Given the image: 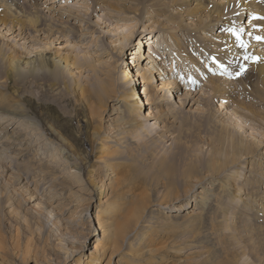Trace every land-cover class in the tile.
Segmentation results:
<instances>
[{
  "label": "rangeland",
  "instance_id": "rangeland-1",
  "mask_svg": "<svg viewBox=\"0 0 264 264\" xmlns=\"http://www.w3.org/2000/svg\"><path fill=\"white\" fill-rule=\"evenodd\" d=\"M156 1L6 0V5L0 7V264H87L92 257L98 258L96 264H202L209 251L220 248L229 253L236 251L245 264H261L264 200L257 201L258 197L248 192L258 186L264 195V181L259 183L256 174L264 165V158L257 160L264 150V68L252 67L254 60L247 63L226 48L225 23L231 20L234 25L242 19L247 24L249 15L263 20L254 29L248 27L251 34L248 31L241 36L255 52L263 51L264 30L259 28H264V14L244 10L241 15L238 0H219L226 4L224 19L210 26L207 11L198 12L189 0L169 7L168 0L160 1V7H155ZM247 2L253 11L264 5V0ZM170 8L186 24H192L182 31L187 55L169 37L172 47H156L160 52H153L157 62L147 65L145 55L149 50L145 42L168 37V33L158 31L153 35L148 32L151 29L144 30V25L150 24V15H168ZM38 15L42 20L35 24L41 28L47 23L45 29L28 33L30 17ZM140 18L143 23L138 21ZM69 21L78 30L75 39L49 34L48 26L55 23V33L66 28ZM132 31L136 35H131L133 41L126 44L124 36ZM40 50L69 58L79 56L75 75L69 68L57 74L50 66L42 70L38 62L34 71L24 69L17 74L11 70L13 57L31 59ZM162 62L166 69L161 68ZM127 67L134 74L152 68L156 91L160 82L167 80L161 79L162 72L169 73L172 84L166 94L170 102H161L160 96L155 102L151 93L150 99L141 94L144 101H149L143 108V119L156 128L130 132L129 146L117 159L133 186L139 184L137 181L142 183V172L147 175L148 184L143 188L152 201L150 208L161 211V219L153 216L147 224L143 222L137 233L113 252L111 238L93 237L99 198L105 202L112 190L108 185L112 174L105 180L108 167L100 159L99 143L101 134L113 131L108 129L109 119L121 109L119 100L124 98ZM104 82L108 89L100 91ZM142 87L143 83L141 93ZM187 95L192 100L184 105ZM169 106L176 108L174 114L166 113L165 117L157 113L169 110ZM230 110L236 112L237 119L230 120ZM168 125L170 129L164 133ZM226 136H235L236 141L239 137L249 139L253 144L249 163L239 169L245 186L212 210L211 225L198 230L199 226H192L193 218L176 219L175 215L190 212L195 205L184 206L180 193L167 201L158 163L167 156L183 165L197 161L198 156L202 158L199 170L205 173L204 159L213 150L227 147ZM103 183L107 188L103 187L100 194ZM200 189L199 185L191 193L193 200ZM143 229L145 236L140 234ZM253 246L257 249L252 250Z\"/></svg>",
  "mask_w": 264,
  "mask_h": 264
},
{
  "label": "bare ground",
  "instance_id": "bare-ground-1",
  "mask_svg": "<svg viewBox=\"0 0 264 264\" xmlns=\"http://www.w3.org/2000/svg\"><path fill=\"white\" fill-rule=\"evenodd\" d=\"M160 1L162 2V0L156 1L155 7L158 6L160 7V4H158L160 3ZM168 1H169L168 3V7H169L170 4L174 6L181 3L183 0H168ZM189 1H190L189 4H191V6L195 4L193 7L196 8L198 12L202 10L207 11L208 19L210 20L208 23H211L210 26H213L212 24H216V23H218V25L221 24L219 20L224 19L223 15L225 16L226 4L220 2L219 0L217 1L189 0ZM245 2H247V0H238V3L240 4V9H242L241 15L244 14V10L250 13L255 12L256 14V12H259L264 14V11L261 10V8L264 5H261V7L259 6L260 8L259 10L253 11V9L249 6L250 3L249 2L245 3ZM4 5H6V0H0V7H3ZM171 8L175 9L174 7ZM8 11L12 13L13 10L8 9ZM138 11L141 12L142 9H138ZM138 11H136V13ZM171 11L172 9L167 10V13L170 12L168 15L165 14L150 15L148 19L150 24L144 25L145 28L144 30L151 29L148 32L152 33L153 35L157 34L158 31H163V34L168 33L167 35L168 37H164L163 35L161 37L148 39L145 42L148 45L147 50H149L145 55L146 59L148 60L146 63L147 65L149 63L157 62V57L155 56V54H153V52L154 51L159 52V50L156 51L159 48V46H161L163 49L167 47L168 48L172 47V43L169 44L170 43L169 37L170 39L173 40V44L177 45L180 52L182 54L185 53L187 55V53L185 52L186 51L185 44L182 39V31L185 25L192 26V24L190 23L186 24L185 21L181 19L183 18L182 16L178 17L175 11L172 12ZM215 15L217 17H215ZM40 16L41 15H38L37 16L38 18L35 19L33 17H30L31 24L29 27L26 28L28 33L43 32L47 23H44V26H42L41 28H39L38 25L35 24L38 21L40 22L41 19ZM70 18L73 20L74 16L70 15ZM138 21L143 23L144 19L140 18ZM232 22L233 21L231 20H227L225 23L226 25L225 27L228 32V35L226 37V44H227L226 48L229 47L231 49L230 52L236 53L238 56L242 58L241 60L243 61L247 60V63H251L250 60H254L255 63L251 64L252 67L264 68V50L263 51L261 50V44L260 46L258 45V43L256 44L261 51L255 52L254 48L249 47V44L245 42L241 37L244 32L249 31L250 33L251 30H249L248 27L254 29L255 25L263 22V20L257 21L251 15H249L247 19L248 22L247 24L242 19L238 20L236 23H234V25ZM55 25L56 24L54 23L53 25L48 26L50 27L49 34L51 33V36L53 34H57L60 35L62 38H64L65 36L71 35V38L75 39L78 30L72 22L70 23L69 21L66 28H62L56 32L54 31L55 33H52L53 32L52 28H54ZM206 26L209 25L207 24ZM259 29L262 31L264 30V28L261 27ZM131 35L135 37L136 32L132 31L130 35L124 36V40L126 41V44L133 41L131 40L132 39ZM97 37L99 38V35H97ZM248 41H250V39ZM47 42L48 41H46V43ZM153 42H156V44H154ZM255 42L256 41H254L253 43L255 44ZM50 47L51 48L53 47V42L50 43ZM156 47L157 49H155ZM120 49L121 47L120 48L118 47V50ZM140 50L141 49L139 47V51ZM121 54L122 53L120 52L119 57H122ZM78 59L79 56L77 55H75L74 58H69V56L63 57L62 54H57L56 52L47 53L44 50H40L39 52H37L36 56H34L31 59H29V57L26 56L23 58L19 56L13 57L9 63V66L12 71L19 74L23 72L24 69L25 71L36 70L37 66L35 65V63L38 62L40 63L38 65L39 66L38 68L42 70H45L50 66L52 70L55 71V73L57 74L59 71L63 69L67 70V68H69L72 70L71 75L74 76L75 75L74 70L77 69ZM138 65L142 68L144 67L140 61ZM163 65L164 63L162 62L161 68L166 69V67H164ZM138 68L139 67H137V69ZM137 74H140L142 79L138 78ZM137 74H134V72L131 71V69H129L128 67L124 71V87H123L124 98L119 100L121 103L120 104L121 109L118 111V114H116L115 117L109 119L110 124L108 126V129H112L113 131L105 132L104 135L103 134L100 135L102 136V141L99 143L102 147L100 149L101 150L100 159L104 163V165L108 167V170L106 171L105 180H108L109 175L112 174L111 180L108 183L109 187H111L112 190L110 191L109 194H107L108 197L105 200V202L103 201V198L101 196L99 198V207H97L98 213L96 216L97 227L95 229V233L93 237L99 235L101 236L100 239L102 240L104 238H111L109 242L112 243L113 248H115L112 250L113 252H116L117 251L116 249H119L121 243L123 246L124 243L127 241V239H129L132 236V234L135 235L143 222L147 224L150 220H152L153 216L155 217V219H161V215H160L161 211L159 209L150 208L152 201L148 198L149 195L148 191L145 188H143L145 184L146 185L148 184L147 175L144 172H142L144 174V177L142 178L141 176H139L142 183L137 181L139 184L133 186L131 183V179L128 175V172L124 168H122L121 170V166H119L117 162L118 157L123 155L124 151L129 146V142L131 140L130 139L128 140L129 137L128 135L130 134V132L133 133L134 131L140 129H144L146 132H149L151 128L152 129L153 127L156 128L155 124L149 125V122L143 119L144 118L143 108L149 103V101H144L143 96L141 94H146V98L150 99L151 98L150 93H151L152 98L155 102L158 101L159 96L161 102L162 101L170 102V100H168V95H166L168 94L169 91L168 86L172 84V82L168 81V78L170 77L168 72H162L160 74L162 80L166 78L167 80L166 81H161V79L159 80L161 82L159 89H157L158 91H156V89L152 84L153 83L152 81L156 77L155 76L156 73L153 72L152 68H148V71H143L142 74L141 72ZM141 83L145 85V87H142L143 89L142 93L139 88ZM127 87L129 88V90ZM99 89L100 91H104L108 89V86L104 82L100 84ZM189 98L190 95H187L183 102L184 105L187 104V102L188 103L191 102L192 98L190 99ZM175 99L177 100V97ZM192 102H193L192 106H194L195 100ZM221 105L222 106L224 105V110L228 109L225 106V104H221ZM113 108H115L114 105ZM175 109L176 108H174L173 106H169V110H162V111L159 110L157 113L167 117L166 113L174 114ZM229 115H230V120L237 119L236 116L237 114L235 111L231 112L230 110ZM110 125L113 126L111 127ZM169 129L170 126L169 125L166 126V130L164 129L165 130L164 133L168 132ZM14 132L15 135L21 136L19 135L18 131H14ZM222 138L223 136H220V139ZM226 139H228L229 141L226 148L225 147L224 149L217 148L215 152L213 150L212 151L213 153L210 156L206 157V160L204 159L203 163L204 166L206 167L205 173H201L199 170L200 168L199 163L202 162V158H199L198 156L196 157L197 161H189L183 165H177L175 162H173V160H170L169 157L167 156L162 157L158 163L160 176H162L163 179L165 180V185H166L165 194L167 195V201L168 202L172 201L174 199V196L180 193V197L185 199L184 206H188L192 203L195 205V208H193L192 211L186 212L185 214L182 215H175L177 216L176 219L193 218L192 226L193 227L199 226L198 230L205 228L208 225H211L214 220L211 214L212 210L215 208L217 209L219 206L223 205L222 203L227 198V196L232 195L233 192L235 191H242L245 186L244 184L245 182L243 183L241 181L243 172L242 171L239 172V169L240 170L244 169L243 167H245V165L249 163V158L251 157L249 154L252 153L251 148L253 144L249 139H244L240 137L236 141L235 136H226ZM10 146H14V145L12 144ZM263 158H264V150L260 151L257 160L260 161L263 160ZM252 167L253 166H250L249 171L253 170ZM118 172H120L119 176L117 175ZM257 172L258 173L256 174L260 178L258 182L262 183V181H264L263 164L260 166V169H258ZM199 185L201 186V189L199 190L198 195L195 197L196 199L193 200L192 198L193 194L191 193L194 192L195 188H197V186ZM103 187H104V183L100 186L101 188L100 194L102 192ZM104 188H107V186H105ZM257 190H258V186H256L255 191H254V187H252V190H249L248 194L249 193L251 195L255 194V198L258 197L256 198L257 201L264 200V195L261 194V191L259 190L257 191ZM128 195L129 197H127ZM159 195L160 193L158 194V196ZM121 197L122 199L120 200ZM197 209H200V211ZM207 209L208 211H206ZM157 224H159V221L157 222ZM151 225L152 224H149V226H147V229L151 227ZM144 230L145 229H143V231L140 234H144L145 236ZM198 230H195L194 232ZM259 245L262 247V243H260ZM85 246H86V242L83 244L82 247L85 248ZM99 247L100 245H98V248ZM255 249H257V247L253 246L252 250ZM135 254L136 253L134 252V254L132 255ZM256 255L258 254L256 253ZM263 259H264V249L260 253L261 264H264ZM97 261H98L97 257H92L90 258L87 264H96ZM241 263L243 262H241V259L238 258V253L236 251H232L229 253L228 251H225L223 248H220L219 250L209 251V254L206 257H204L202 261V264H241ZM106 264H110V262L108 261Z\"/></svg>",
  "mask_w": 264,
  "mask_h": 264
},
{
  "label": "snow or ice",
  "instance_id": "snow-or-ice-1",
  "mask_svg": "<svg viewBox=\"0 0 264 264\" xmlns=\"http://www.w3.org/2000/svg\"><path fill=\"white\" fill-rule=\"evenodd\" d=\"M238 35V34H237ZM257 39H260L259 37H257Z\"/></svg>",
  "mask_w": 264,
  "mask_h": 264
}]
</instances>
